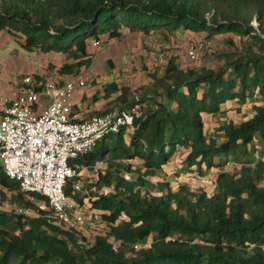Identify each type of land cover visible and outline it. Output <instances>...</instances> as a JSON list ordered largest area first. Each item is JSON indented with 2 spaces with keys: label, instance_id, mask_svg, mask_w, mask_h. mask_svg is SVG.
Returning <instances> with one entry per match:
<instances>
[{
  "label": "trees",
  "instance_id": "trees-1",
  "mask_svg": "<svg viewBox=\"0 0 264 264\" xmlns=\"http://www.w3.org/2000/svg\"><path fill=\"white\" fill-rule=\"evenodd\" d=\"M125 29H183L208 39L235 33L248 46L225 52L219 71L185 69L172 57L144 91L112 81L94 95L107 109L114 99L120 107L92 116L136 109V117L72 162L79 172L104 169L84 193L75 189L80 176L66 187L77 206L94 198L91 211L109 228L92 243L81 227L51 218L47 198L23 190L0 163V202L12 207L0 210V264H264V152L254 158L264 146V0H0V36L9 34L31 53L63 55L58 77L90 69L89 42L119 39ZM249 104L247 120H226L231 107ZM209 116L225 118L212 134L205 129ZM181 150L199 176L215 171L212 193L152 183Z\"/></svg>",
  "mask_w": 264,
  "mask_h": 264
},
{
  "label": "rangeland",
  "instance_id": "rangeland-1",
  "mask_svg": "<svg viewBox=\"0 0 264 264\" xmlns=\"http://www.w3.org/2000/svg\"><path fill=\"white\" fill-rule=\"evenodd\" d=\"M256 25L259 26L258 21ZM246 40L247 37L240 38L235 33H226L208 39L206 32L199 35L183 29L174 35L156 32L144 35L140 32H130L125 29L119 39L104 37L99 45L90 41L88 51L93 57V65L90 69L84 70L83 73L94 82H91L82 92L76 93V101L85 103V105H81L79 111L92 115L97 110H100L99 112L106 111L105 100L95 99L94 95L102 90L104 84H109L112 81L127 85L134 92L139 89L144 91V88L152 82L151 74L153 72L162 74L164 65L172 57L185 69L219 71L224 64L222 55L225 52L243 51L248 46ZM205 42H210L211 47H205ZM192 49L198 53V57L194 61H190L188 58V52ZM161 56H165L167 60L161 62ZM64 63L65 57L61 54L50 53L45 55L28 52L23 49L17 39L10 38L7 33L4 34L0 38V101L1 99H14L20 93L27 76L56 74L57 71L55 70L59 69ZM31 65L35 67V71H30ZM45 100V98L40 100L43 106L47 105ZM112 107H120L115 99L109 103L108 109ZM231 108L228 111L226 120H232L236 123L247 120L252 113L251 104ZM223 121H225V118L220 116L206 117V132L209 134L214 133ZM181 151L157 176L151 178L152 183L156 186L157 182H168L173 191H177L180 186L186 185L192 190L205 188L209 193H212L215 189V171L199 176L195 169L186 167L187 152ZM261 152H264V146L258 145L254 152V158L258 159ZM133 164L137 166L139 162L135 161ZM99 169L104 170L102 165L95 170H81L80 179L75 183L81 186L83 190L86 182L97 180V170ZM130 177L133 178L132 175ZM104 190L108 192L110 189L106 187ZM153 192L155 194L160 193L157 187ZM81 193H84V191ZM93 202L94 198H86L84 205L78 206L76 211L82 212L86 218L98 222V216L91 211ZM40 206L43 210H49L45 204H40ZM11 209L12 207L8 202H0V210L9 211ZM28 215L33 216L35 212H27ZM25 219L24 216L22 221ZM77 229L86 243L94 242L96 237L103 236L109 230L108 226L101 224L100 220L96 227L86 225ZM141 247L135 246L137 250Z\"/></svg>",
  "mask_w": 264,
  "mask_h": 264
},
{
  "label": "built area",
  "instance_id": "built-area-1",
  "mask_svg": "<svg viewBox=\"0 0 264 264\" xmlns=\"http://www.w3.org/2000/svg\"><path fill=\"white\" fill-rule=\"evenodd\" d=\"M256 23L254 20L252 25L259 31ZM204 44L211 47L210 42ZM197 57L196 50L188 52L190 61ZM164 60L167 58L161 56V62ZM89 82L81 76L67 80L54 74L43 79L27 76L20 93L14 99L1 100L0 105V163L6 176L18 181L23 190L46 197L56 222L81 228L96 227L97 222L77 212V204L66 193L69 181L80 176L72 162L109 135L132 126L136 117V109H113L81 119L77 109L82 103L76 101V93ZM42 98L46 106L41 104ZM75 189L83 191L78 184Z\"/></svg>",
  "mask_w": 264,
  "mask_h": 264
},
{
  "label": "crops",
  "instance_id": "crops-1",
  "mask_svg": "<svg viewBox=\"0 0 264 264\" xmlns=\"http://www.w3.org/2000/svg\"><path fill=\"white\" fill-rule=\"evenodd\" d=\"M5 34V33H4ZM4 34H2L1 36H0V38L4 35ZM8 40V39H7ZM32 66V65H31ZM56 70H58V69H56ZM55 70V71H56ZM30 71H35V67L34 66H32L31 67V70ZM49 75V74H48ZM48 75H43V76H48ZM53 75V74H52ZM85 74L84 73H82L80 76L81 77H87V76H84ZM61 77L63 78V79H65V80H67V79H69V77L68 76H66V75H61ZM82 92V91H81ZM86 97V96H85ZM13 99V98H12ZM85 99V98H84ZM83 99V100H84ZM1 100H3V99H1ZM82 104H84L85 105V103H83V101L81 102ZM0 105H1V101H0ZM97 110V109H96ZM92 116V114H86L85 112L83 113V112H80V118L81 119H86V118H89V117H91Z\"/></svg>",
  "mask_w": 264,
  "mask_h": 264
}]
</instances>
